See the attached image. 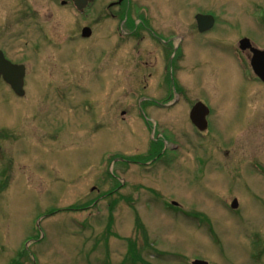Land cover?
I'll return each instance as SVG.
<instances>
[{
  "label": "rangeland",
  "instance_id": "1",
  "mask_svg": "<svg viewBox=\"0 0 264 264\" xmlns=\"http://www.w3.org/2000/svg\"><path fill=\"white\" fill-rule=\"evenodd\" d=\"M117 1L81 15L71 0H0V49L28 71L23 98L0 82V264H264L252 166H264V86L233 56L249 65L243 39L264 49V0H130L180 52L177 107L153 112L158 137L136 121L132 90L166 99L164 57L143 33L137 49L112 36L107 62L105 7ZM198 14L215 18L206 35ZM85 25L93 38L71 40ZM200 101L212 110L203 137L185 116ZM153 138L172 146L170 165H134Z\"/></svg>",
  "mask_w": 264,
  "mask_h": 264
},
{
  "label": "flooded vegetation",
  "instance_id": "2",
  "mask_svg": "<svg viewBox=\"0 0 264 264\" xmlns=\"http://www.w3.org/2000/svg\"><path fill=\"white\" fill-rule=\"evenodd\" d=\"M105 9H106L105 15H106V18L109 19L108 24L110 25L104 27V33H103L104 36H103L102 44L104 42L106 43L104 51L106 53L105 57L107 58L108 63H110L109 55H110L111 48L113 47L112 43L109 42V39L112 38V36L115 37L114 39H116L115 44L117 47L122 44L124 45L132 44L133 47L137 49L139 48L138 46L140 45L143 39V33H146L145 36H148V38L151 41H153V43H155L156 46L159 47L161 54L164 57V67H163L162 75L164 77V82L167 84V86L166 85L165 86L168 88L169 97L167 96L166 99L164 100H157L154 97H151L147 94H142L141 92H145L148 90V86L146 85L143 86L142 88L139 87L137 89L132 90L133 95L136 99L134 102L135 115L137 119L136 121L140 120V122L144 124L145 128L150 132L152 136L156 134V136L158 137L159 136L158 127H157L158 121L155 118H153L154 113H156L159 110L160 111L173 110L174 108L177 107L176 105L178 104V102H172L168 100V98H170L172 95V91L170 89L175 86V84L172 82L174 81V76H175L173 75V70L175 67L174 56H177V54L180 53L179 48L178 46L174 44L172 37L165 36L163 34L155 32L154 27H153L154 25L150 24L148 21L141 20L139 12L137 13L139 14V19H136V16H134L136 15V13L131 5L130 0H118L117 2H115V4L112 3V4L107 5ZM114 9H117V10H115L114 12ZM84 28L91 29V36L89 38L82 37ZM197 29H198V24H197ZM209 32L203 35H206ZM93 36H94L93 26L85 25L84 27L81 28L79 37L77 35L76 36L73 35L71 37V40L76 41L77 38L78 39L80 38V40L82 41L85 40L87 42V41H90L93 38ZM38 50H39L38 47L36 49L34 48V52L37 55H40V51ZM0 52H2L5 58L9 60L10 62L14 64H19V63H16L15 61L13 62V60L8 56L5 50L0 49ZM246 54H247V57L250 58L251 53L247 52ZM233 56L235 60L238 62V65L240 66L242 71L245 72V77H246L249 73V69L247 65H244V58L242 54H240V52H238L235 48L233 50ZM20 65H24V64H20ZM107 69H108V72L109 70H111V64H109ZM108 72L105 70L104 73L107 74ZM25 73H26L25 82H27V78H28L27 68H26ZM0 82H2L3 84L5 83L2 79H0ZM25 89H26V83H25ZM140 90L142 91L140 92ZM57 91L59 92L60 90H57ZM200 103L205 105L208 109V110H205V113H207L206 119L208 123V127H207V130H208L212 110H210V108L206 105V102L205 103L201 101L196 102V103L184 102V104L186 105L185 116L191 122L192 124L191 126L194 127L197 134L203 137V135H205L204 134L205 131H201L193 123L192 117L190 116L192 115L194 108ZM127 114H128L127 111L121 112V115L124 117L127 116ZM149 146H150L149 154H147L146 156H141V159L138 158L139 155L134 157V160H133L134 165L138 167L146 166L149 164L150 166H155L157 163L162 164L166 167L170 165L171 152H172V149H171L172 146L170 145V143L167 146V143H164L163 141H158L153 138L152 142L149 143ZM204 151L208 152V150H205V149ZM202 157L203 156H201L200 154L196 155V165L198 168L203 167ZM252 166L254 170H257L260 173L259 174L257 172L259 175H262L264 177V168H263L264 166H262L261 163L257 161V159L253 160ZM146 170L149 171L150 169L147 168ZM123 184H126V182H124Z\"/></svg>",
  "mask_w": 264,
  "mask_h": 264
},
{
  "label": "water",
  "instance_id": "3",
  "mask_svg": "<svg viewBox=\"0 0 264 264\" xmlns=\"http://www.w3.org/2000/svg\"><path fill=\"white\" fill-rule=\"evenodd\" d=\"M77 9L83 11L84 8L87 7L89 3H93L95 0H73ZM198 21V27L201 32H207L213 28L215 19L212 16H203L198 15L196 17ZM84 37H89L91 35L90 29H86L84 31ZM240 48L245 50H251L254 53L253 58L251 59L252 67L255 74L264 80V51H258L255 47H253L252 43L248 39H244L240 41ZM26 70L24 66L14 65L7 61L2 53H0V77L3 76L4 80L8 85L12 87V89L19 95L23 96L25 94L24 91V78L26 75ZM205 110H208L205 105L202 103L198 104L190 115L192 117L193 123L201 130L206 131L208 127L207 123V113ZM238 202L234 201L232 203V208H238ZM193 264H208L203 261H196Z\"/></svg>",
  "mask_w": 264,
  "mask_h": 264
},
{
  "label": "bare ground",
  "instance_id": "4",
  "mask_svg": "<svg viewBox=\"0 0 264 264\" xmlns=\"http://www.w3.org/2000/svg\"><path fill=\"white\" fill-rule=\"evenodd\" d=\"M215 26V25H214Z\"/></svg>",
  "mask_w": 264,
  "mask_h": 264
}]
</instances>
